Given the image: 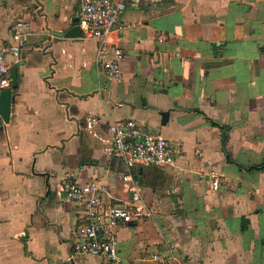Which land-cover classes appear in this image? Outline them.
<instances>
[{"label":"crops","instance_id":"obj_1","mask_svg":"<svg viewBox=\"0 0 264 264\" xmlns=\"http://www.w3.org/2000/svg\"><path fill=\"white\" fill-rule=\"evenodd\" d=\"M124 2L112 79L97 40L63 36L78 0H0V48L17 22L25 38L19 61L6 55L0 264H264V0ZM126 120L165 138L173 165L136 164L123 181L109 126ZM65 178L102 187L103 204L138 187L149 215L115 230L118 263L73 253Z\"/></svg>","mask_w":264,"mask_h":264},{"label":"built area","instance_id":"obj_2","mask_svg":"<svg viewBox=\"0 0 264 264\" xmlns=\"http://www.w3.org/2000/svg\"><path fill=\"white\" fill-rule=\"evenodd\" d=\"M78 1L79 37L98 41L97 63L107 77L118 79L121 76L119 63L123 52L109 42V37L116 30L120 16L126 9L124 0ZM22 25V22L15 24L12 43L7 48H0V90L9 88L11 82L7 76L6 55H11L14 62L20 60L21 45L25 38L17 29ZM109 131L114 154L123 158L126 164L125 174L121 177L123 181L132 182L131 169L136 164L173 165L174 149L157 132L139 127L134 120L112 122ZM208 176L212 178L214 186L219 185L216 172L211 171ZM62 187L78 208L77 225L71 240L73 253L100 257L107 263H118L119 242L114 235L115 230L149 215L138 187L133 185L134 191L129 200L118 204H103L100 200L103 188L95 183L80 184L75 178H65Z\"/></svg>","mask_w":264,"mask_h":264},{"label":"water","instance_id":"obj_3","mask_svg":"<svg viewBox=\"0 0 264 264\" xmlns=\"http://www.w3.org/2000/svg\"><path fill=\"white\" fill-rule=\"evenodd\" d=\"M81 31L78 26V17H74L71 21V26L63 34L64 38H79ZM15 69H11V83L10 87L0 90V123H6L9 117V108L11 103V96L13 90L17 86V75L15 74ZM162 122L167 118V112H161Z\"/></svg>","mask_w":264,"mask_h":264}]
</instances>
